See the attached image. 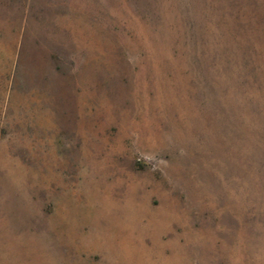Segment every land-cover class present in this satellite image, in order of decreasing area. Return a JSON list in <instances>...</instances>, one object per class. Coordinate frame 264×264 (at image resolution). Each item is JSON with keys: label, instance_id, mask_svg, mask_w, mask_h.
Returning <instances> with one entry per match:
<instances>
[{"label": "rangeland", "instance_id": "obj_1", "mask_svg": "<svg viewBox=\"0 0 264 264\" xmlns=\"http://www.w3.org/2000/svg\"><path fill=\"white\" fill-rule=\"evenodd\" d=\"M0 264H264V0H0Z\"/></svg>", "mask_w": 264, "mask_h": 264}]
</instances>
